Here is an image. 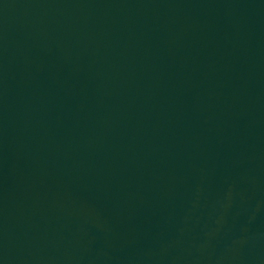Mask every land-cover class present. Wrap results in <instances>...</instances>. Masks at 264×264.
<instances>
[{"label": "water", "instance_id": "obj_1", "mask_svg": "<svg viewBox=\"0 0 264 264\" xmlns=\"http://www.w3.org/2000/svg\"><path fill=\"white\" fill-rule=\"evenodd\" d=\"M0 264H264V0H0Z\"/></svg>", "mask_w": 264, "mask_h": 264}]
</instances>
